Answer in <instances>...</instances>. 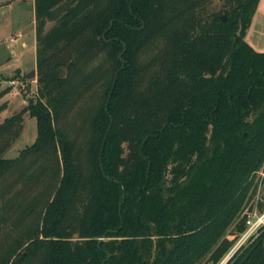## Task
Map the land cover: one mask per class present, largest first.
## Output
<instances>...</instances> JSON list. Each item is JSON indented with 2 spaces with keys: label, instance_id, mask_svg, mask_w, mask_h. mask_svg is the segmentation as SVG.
I'll use <instances>...</instances> for the list:
<instances>
[{
  "label": "trees",
  "instance_id": "obj_1",
  "mask_svg": "<svg viewBox=\"0 0 264 264\" xmlns=\"http://www.w3.org/2000/svg\"><path fill=\"white\" fill-rule=\"evenodd\" d=\"M210 1L34 0L37 92L0 117V264L229 252L264 163V51L245 40L258 0ZM25 113L37 137L6 157ZM232 264H264V231Z\"/></svg>",
  "mask_w": 264,
  "mask_h": 264
},
{
  "label": "rangeland",
  "instance_id": "obj_2",
  "mask_svg": "<svg viewBox=\"0 0 264 264\" xmlns=\"http://www.w3.org/2000/svg\"><path fill=\"white\" fill-rule=\"evenodd\" d=\"M224 0H211L208 8L211 11L218 10ZM257 8L251 19L250 27L247 30L246 40L257 51H264V0H258ZM48 28L52 26L49 23ZM24 43L25 45H23ZM36 32H35V15L34 0H0V90L11 89L3 97L2 101L8 103L7 109L4 111L5 116H11L15 112L20 111L28 104V98L34 96L37 92V82L35 77L24 79V76L31 71L36 70ZM16 78V79H14ZM14 79V80H12ZM25 121L21 135L11 145L5 153L6 157L16 158L21 149L29 146L37 137V119L35 116L24 114ZM3 120V118L1 117ZM264 172V163L255 171L253 189L254 197L250 203L245 206L244 211L255 205V201L261 196L262 178ZM12 225H4L0 229V242L3 243L2 249L6 246L11 237L14 236L15 229ZM234 230L231 226L229 232ZM230 239L232 235L227 234ZM240 236V235H239ZM237 237V240L239 238ZM237 240L231 247L229 252L236 245ZM249 244L242 246V248ZM240 248V249H242ZM1 249V251H2ZM227 252V254L229 253ZM238 252V251H237ZM236 252V253H237ZM235 253V254H236ZM226 254V255H227ZM235 254L233 256H235ZM219 264H223V259ZM233 256L228 259L225 264L233 263ZM235 258V257H234ZM201 264H211L204 258Z\"/></svg>",
  "mask_w": 264,
  "mask_h": 264
},
{
  "label": "built area",
  "instance_id": "obj_3",
  "mask_svg": "<svg viewBox=\"0 0 264 264\" xmlns=\"http://www.w3.org/2000/svg\"><path fill=\"white\" fill-rule=\"evenodd\" d=\"M263 178L264 179V172ZM263 183V182H262ZM259 199V198H258ZM258 202V200H257ZM257 202L255 201V205L244 211V225L245 229L240 234L236 245L233 249L226 255L223 259V264L227 263L228 259H230L242 246L247 244H251L252 241L264 231V209L260 210L257 206Z\"/></svg>",
  "mask_w": 264,
  "mask_h": 264
},
{
  "label": "water",
  "instance_id": "obj_4",
  "mask_svg": "<svg viewBox=\"0 0 264 264\" xmlns=\"http://www.w3.org/2000/svg\"><path fill=\"white\" fill-rule=\"evenodd\" d=\"M222 18H223V20H224V21H226V19H227V18H226V15H225V13L222 15ZM120 57H121V56H120ZM116 76H117V74H116ZM122 197H124V195H122ZM103 238H104V237H103ZM103 238H101V239H100V241H102V240H103Z\"/></svg>",
  "mask_w": 264,
  "mask_h": 264
},
{
  "label": "crops",
  "instance_id": "obj_5",
  "mask_svg": "<svg viewBox=\"0 0 264 264\" xmlns=\"http://www.w3.org/2000/svg\"><path fill=\"white\" fill-rule=\"evenodd\" d=\"M246 35H247V33H246ZM245 40H246V36H245ZM22 44L25 45L24 43H22ZM0 117H2V118L4 119V118H6V117H8V116H5V115H4V111H3V112L1 113V116H0Z\"/></svg>",
  "mask_w": 264,
  "mask_h": 264
}]
</instances>
